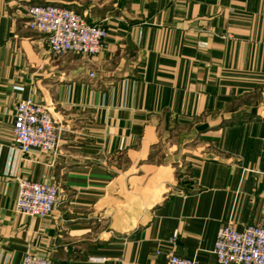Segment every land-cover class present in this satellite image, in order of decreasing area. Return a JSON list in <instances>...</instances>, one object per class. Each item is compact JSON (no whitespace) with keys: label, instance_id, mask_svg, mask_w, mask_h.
<instances>
[{"label":"crops","instance_id":"0c3cea01","mask_svg":"<svg viewBox=\"0 0 264 264\" xmlns=\"http://www.w3.org/2000/svg\"><path fill=\"white\" fill-rule=\"evenodd\" d=\"M35 5L106 20L105 49L53 55ZM28 99L57 155L15 152ZM22 179L58 186L49 219L17 213ZM228 222L264 226V0H0V264H219Z\"/></svg>","mask_w":264,"mask_h":264},{"label":"built area","instance_id":"2783aa9c","mask_svg":"<svg viewBox=\"0 0 264 264\" xmlns=\"http://www.w3.org/2000/svg\"><path fill=\"white\" fill-rule=\"evenodd\" d=\"M27 25L43 35L48 50L55 56L83 55L95 57L106 47L108 32L101 23L90 24L73 10L57 5H35L26 11ZM90 78L95 74L91 73ZM14 150L25 156L34 152L57 155L60 130L51 108L23 100L16 106L14 115ZM59 203V188L54 184L19 181L17 213L42 220L49 219ZM177 235L175 239H177ZM214 253L219 264H264V226L251 225L242 232L231 222L223 224L217 233ZM22 264H53L44 253H28ZM165 264H199L197 259H187L172 254Z\"/></svg>","mask_w":264,"mask_h":264},{"label":"rangeland","instance_id":"374dc122","mask_svg":"<svg viewBox=\"0 0 264 264\" xmlns=\"http://www.w3.org/2000/svg\"><path fill=\"white\" fill-rule=\"evenodd\" d=\"M106 27V26H105ZM107 29V28H106ZM31 30V29H30ZM108 32V31H107Z\"/></svg>","mask_w":264,"mask_h":264}]
</instances>
